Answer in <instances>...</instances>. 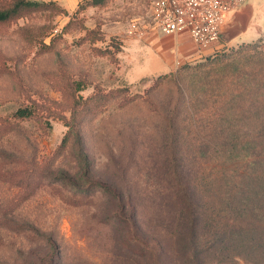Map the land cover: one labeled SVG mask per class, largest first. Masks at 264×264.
Here are the masks:
<instances>
[{
    "label": "rangeland",
    "instance_id": "obj_1",
    "mask_svg": "<svg viewBox=\"0 0 264 264\" xmlns=\"http://www.w3.org/2000/svg\"><path fill=\"white\" fill-rule=\"evenodd\" d=\"M16 1L0 0V10ZM32 1L42 3L0 21V264H134L116 255L117 241L136 230L115 223L114 196L129 187L137 209L125 211L142 218L149 237L168 184L166 112L182 91L190 127L206 139L224 120L225 103L232 118L246 107L261 77L248 78L249 86L237 73L264 59V0L253 18L260 36L251 26L238 43L173 69L146 38L153 0ZM165 72L172 76L147 92ZM74 80L84 83L81 91ZM120 88L127 90L80 115V143L71 134L58 152L75 100ZM134 94L143 98L126 101ZM20 107L35 113L17 119ZM250 134L259 135L249 129L243 139Z\"/></svg>",
    "mask_w": 264,
    "mask_h": 264
},
{
    "label": "trees",
    "instance_id": "obj_2",
    "mask_svg": "<svg viewBox=\"0 0 264 264\" xmlns=\"http://www.w3.org/2000/svg\"><path fill=\"white\" fill-rule=\"evenodd\" d=\"M108 1L86 0V5L102 6ZM41 3L18 0L14 7L0 10V21L10 19L22 7H39ZM237 74L243 80H251L254 75L261 77L258 84L253 85L256 94L247 99V108L238 110L237 117H230L236 111L231 110L233 105L229 107L228 102L225 103L229 109L224 120L212 129L213 137L205 139L198 131H192L189 99L182 91L166 112L171 128L169 157L165 156L168 184L164 200L159 203L163 207L162 216L157 217L154 228H146L152 231L149 237L142 229V226L145 228L142 218L125 211L128 207L137 209L127 198L129 187H125L119 197L114 196L120 205L115 223L133 226L136 230L124 233L117 241L116 255L123 261L134 264H239L238 260H242L244 264H264V59H259L255 66L239 69ZM171 76L159 74L147 92ZM72 85L75 92L85 86L81 80H74ZM126 90L98 91L87 98H77L66 120L68 132L57 151L66 149L71 134L80 143L78 128L84 119L81 114H88L92 106ZM190 95L195 97L193 91ZM141 98V94H134L126 101ZM34 113L31 107H20L13 116L24 119ZM234 121H238L237 125ZM249 129L252 133L258 130L259 135L250 134L243 139L242 134ZM185 145L190 148L183 149ZM100 187L103 192L112 193L106 186ZM159 225L161 229L156 231Z\"/></svg>",
    "mask_w": 264,
    "mask_h": 264
},
{
    "label": "built area",
    "instance_id": "obj_3",
    "mask_svg": "<svg viewBox=\"0 0 264 264\" xmlns=\"http://www.w3.org/2000/svg\"><path fill=\"white\" fill-rule=\"evenodd\" d=\"M248 0H153L151 24L164 34L187 32L199 50L216 49L220 31Z\"/></svg>",
    "mask_w": 264,
    "mask_h": 264
},
{
    "label": "crops",
    "instance_id": "obj_4",
    "mask_svg": "<svg viewBox=\"0 0 264 264\" xmlns=\"http://www.w3.org/2000/svg\"><path fill=\"white\" fill-rule=\"evenodd\" d=\"M262 1L263 0H248L239 10L240 12L238 14L235 12L229 17L222 31L220 41L218 42L219 46L229 47L238 43L236 40L244 32H247L249 27L257 26L253 18L257 6L259 5L260 7L263 5ZM257 27L258 36H260L262 28L260 26ZM146 33V38L150 41L149 44L152 45L153 49H155L160 56L158 61H163L168 64L170 69L177 67L187 60H195L204 55H208L215 50L214 46L205 50H199L187 32L164 34L152 27L150 30H147Z\"/></svg>",
    "mask_w": 264,
    "mask_h": 264
},
{
    "label": "water",
    "instance_id": "obj_5",
    "mask_svg": "<svg viewBox=\"0 0 264 264\" xmlns=\"http://www.w3.org/2000/svg\"><path fill=\"white\" fill-rule=\"evenodd\" d=\"M240 10V9H239ZM237 11L236 13L238 14L240 11ZM225 26V25H224ZM224 26L222 27V29H221V31H220V38H221V36H222V31H223V29H224Z\"/></svg>",
    "mask_w": 264,
    "mask_h": 264
}]
</instances>
